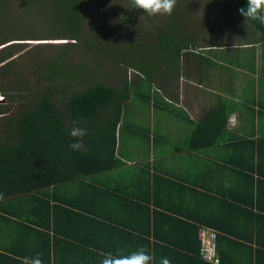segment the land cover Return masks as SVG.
Masks as SVG:
<instances>
[{
    "label": "crops",
    "instance_id": "crops-1",
    "mask_svg": "<svg viewBox=\"0 0 264 264\" xmlns=\"http://www.w3.org/2000/svg\"><path fill=\"white\" fill-rule=\"evenodd\" d=\"M246 31L196 43L181 85L141 97L147 114L121 109L116 165L43 197L3 200L0 264L37 255L44 264H100L101 253L141 246L155 264H208L195 255L201 225L217 232L218 257L208 262L219 264L221 253L225 264H264L255 260L264 245V39ZM226 52L235 55L224 62Z\"/></svg>",
    "mask_w": 264,
    "mask_h": 264
},
{
    "label": "rangeland",
    "instance_id": "rangeland-1",
    "mask_svg": "<svg viewBox=\"0 0 264 264\" xmlns=\"http://www.w3.org/2000/svg\"><path fill=\"white\" fill-rule=\"evenodd\" d=\"M241 7L238 0H177L171 16H150L134 9L129 0H83L80 39L74 40L63 35L49 14L54 8L48 0H0V53L11 55L4 61L10 63L7 75L0 77V86L6 91L5 95L0 92V105L11 106L6 114H12L23 99L20 79L30 87L40 77L43 79L39 86L47 83L48 63L63 45L71 43L76 46H70L64 61L70 67L81 66L80 71L74 68V89H83L95 81L111 86L125 81L129 89L137 88L139 92L124 105L126 115L133 108L145 115L148 105L142 96H157L156 88L182 84L185 55L200 53L191 44L229 43L244 39L248 35L246 29L253 31L249 20L240 14ZM28 32L34 37L27 36ZM108 32L114 36L108 38ZM101 43L103 49L109 47L115 53L100 57L95 45ZM106 43L111 45L106 47ZM177 44L186 45L188 52L176 56ZM202 53L207 54L204 50ZM226 54L221 57L224 62L235 55ZM219 67L215 64L212 69Z\"/></svg>",
    "mask_w": 264,
    "mask_h": 264
},
{
    "label": "trees",
    "instance_id": "trees-1",
    "mask_svg": "<svg viewBox=\"0 0 264 264\" xmlns=\"http://www.w3.org/2000/svg\"><path fill=\"white\" fill-rule=\"evenodd\" d=\"M48 2L54 8L48 12L61 27L63 35L68 39H80L78 31L83 17V0ZM238 2L246 7L247 0ZM249 22L261 32L264 39V24L253 20ZM108 33V38L114 36V33ZM27 36L34 37L31 32ZM102 45H95L101 53L100 57L115 53L114 49L107 47L111 44H104L106 50ZM191 45L192 49L196 47V43ZM70 46L76 45H63L60 53L48 63L49 68L45 73L47 83L39 86L43 79L40 77L36 85L30 87L25 80L20 79V97L23 99L19 100L20 105L12 114H6L11 106L0 105V193L4 195L3 200L25 193L43 197V189L48 190L52 185L109 169L117 163L112 156L116 143L115 126L121 118L125 100L129 97L130 86L125 81L120 86L95 81L83 89H74V68L80 71L81 66L66 65L64 58ZM187 49L186 45L177 44L174 54L179 57L183 51L188 52ZM10 56V53H0V77L7 75L10 63L4 61ZM118 63L123 64L119 60ZM150 75L146 73V76ZM0 92L6 94L2 86ZM25 93L29 95L24 96ZM104 118L109 121L101 124L99 119ZM73 126L87 129L88 134L83 139L86 152H74L69 147L73 139L69 132ZM39 196L37 198H41ZM3 200H0L1 204ZM256 243L259 244V239ZM256 248V262L264 261V245L259 244ZM199 249L198 240L195 255L200 262L214 264L203 260L199 256ZM219 261V264H225L221 253Z\"/></svg>",
    "mask_w": 264,
    "mask_h": 264
},
{
    "label": "clouds",
    "instance_id": "clouds-1",
    "mask_svg": "<svg viewBox=\"0 0 264 264\" xmlns=\"http://www.w3.org/2000/svg\"><path fill=\"white\" fill-rule=\"evenodd\" d=\"M131 4L134 9L141 10L150 16H171L177 0H131ZM239 12L246 18V21L253 20L264 24V0H247L246 7H241ZM87 134V129L73 126L69 132L73 138L69 147L74 152H86L83 139ZM3 199V193H0V200ZM101 256L100 264H155L154 255L144 246L133 251L117 248L114 252L101 253ZM21 264H44V261L39 255L25 256L22 258ZM160 264H171V261L167 257H163Z\"/></svg>",
    "mask_w": 264,
    "mask_h": 264
},
{
    "label": "built area",
    "instance_id": "built-area-1",
    "mask_svg": "<svg viewBox=\"0 0 264 264\" xmlns=\"http://www.w3.org/2000/svg\"><path fill=\"white\" fill-rule=\"evenodd\" d=\"M200 243V256L206 261H216L218 257L216 248L217 232L207 226L201 225L197 230Z\"/></svg>",
    "mask_w": 264,
    "mask_h": 264
}]
</instances>
